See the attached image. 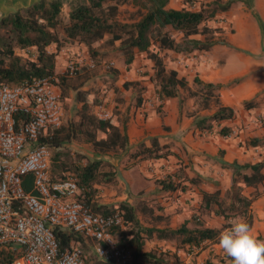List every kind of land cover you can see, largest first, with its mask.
Wrapping results in <instances>:
<instances>
[{
  "label": "trees",
  "instance_id": "16d2710c",
  "mask_svg": "<svg viewBox=\"0 0 264 264\" xmlns=\"http://www.w3.org/2000/svg\"><path fill=\"white\" fill-rule=\"evenodd\" d=\"M129 1L137 6L134 16L130 21L121 22L117 18L118 7ZM195 1L181 0L186 6L172 8L167 6L169 0H37L25 8L13 10L0 18V83L13 86L40 76H49L54 82L55 55L60 46L75 44L84 47L91 55H96L93 43L107 35L110 44L118 43L116 51L124 66L131 65L136 53L145 55L151 63L154 91L159 101L177 98L181 106L186 98L191 97L197 105L194 109H186V115L192 117V128L201 133L215 132L220 136H228L232 129L221 125V122L231 120L234 113L231 107L223 105L219 100L221 85L203 82L194 76L193 89H190L183 77H178L174 69L165 66L163 57L166 51L177 55L208 51L218 43L214 34L220 32L221 28L211 27L206 25V22L217 13L227 11L234 2L243 0H210L206 3L199 2L198 7L192 9ZM64 6L67 8L66 16L62 12ZM172 33H177L178 38L175 39ZM195 35H202V38H196ZM49 46H53L54 51H47ZM15 49L29 50L33 57L28 55L22 58L15 53ZM117 71L113 70V75ZM132 83L124 82L123 87ZM183 90L187 92L186 96L181 95ZM76 100L81 101L76 110L77 119L69 121L65 126L61 124L56 128L43 129L36 143L53 149L49 172L52 179L70 174L76 180L77 197L93 212L100 215L114 210L121 212L124 227L119 229L117 234L119 242L131 255L127 264H179L175 254L166 256L165 253L143 250L145 239L173 241L175 248L186 246L187 251L201 248L205 243L217 242L218 232L225 226L208 227L197 215L189 220L190 227L186 222L174 228L143 226L135 216L133 207L127 202L120 201L110 205L93 202L94 184L113 176L110 172L102 170L103 167H112V164L100 157L87 158L85 162H80L79 159L71 161L68 153L60 152L62 145L78 139L89 143L97 153L103 154L123 150L128 145V138L124 119L117 111H113L106 119H99L93 108L99 105L97 98L87 100L78 92ZM140 100L138 95L135 104L139 105ZM242 106L245 109L255 107L256 101H243ZM202 109L211 112L199 114ZM147 140L148 144L139 141L136 149L130 152V157L150 160L165 158L169 154L162 152V145L156 137L151 136ZM246 142L250 146H256L264 143V138H249ZM225 165L233 171L230 184L231 201L228 207L234 215L241 216L250 225L249 207L255 195H244L241 190L246 187L255 188L263 181L264 157L253 163L238 164L233 161ZM21 181L24 190L30 191V174L24 175ZM155 181L160 189L176 196L185 190L184 181L194 184L200 179L175 170ZM218 193V190L200 191L199 206L211 209L214 214L225 218ZM52 232L61 249L68 247L70 243L81 246L84 242L86 244V238L64 227L52 226ZM3 248L5 246L0 247V264L18 256V248L17 252ZM92 263L94 260L84 262Z\"/></svg>",
  "mask_w": 264,
  "mask_h": 264
},
{
  "label": "rangeland",
  "instance_id": "374dc122",
  "mask_svg": "<svg viewBox=\"0 0 264 264\" xmlns=\"http://www.w3.org/2000/svg\"><path fill=\"white\" fill-rule=\"evenodd\" d=\"M208 1L210 0H196L191 8L196 9L199 2L206 3ZM250 1L243 0L234 2L227 11L217 13L212 19L208 20L206 25L211 27L219 26L221 28L220 32L214 34V38L218 43H225L229 37L235 35L239 28H242L237 33V36L233 38V41L245 43L249 51L241 50L240 52L254 61L256 65L255 77L262 80L264 79V24L251 9L249 5ZM167 6L179 8L186 6V4L181 3V0H169ZM136 8L137 6L132 5L130 1L129 3L119 5L117 13L118 20L121 22L130 21L134 16V10ZM140 11L142 10L140 9ZM257 35L259 38L258 49H256ZM172 36L177 39L179 35L172 33ZM194 37L202 38V35H195ZM107 38V35H105L100 41L93 43L92 47L96 49V55H91L84 47H78V53L75 58L80 63H78V68L74 73L67 74L65 72V66L60 71H55L54 69V73L56 74L54 83L59 88L63 109L61 124H64V126L69 121H75L77 119L76 110L81 104V101L76 100V94L78 92L87 100L97 98L99 105L107 109L109 114L113 111L121 113V109H116L118 103H121V107H125L127 111V109L136 103L138 95L141 97L139 105L148 103L154 108L157 106V102L155 101V96L157 95L154 91V76L151 63L145 58L143 53H136L131 65L124 66L116 51L118 43L114 42L110 44ZM15 53L22 58H26L28 55L30 58L33 57L31 51L26 49H15ZM179 56L180 54L177 55L166 51L163 57L165 66L171 69L174 62L179 60ZM88 62H92L94 64L93 67H89L87 65ZM239 66L238 60L231 56L225 67L228 69H236ZM59 67H61V64ZM115 69L118 71L113 75V70ZM124 82L133 83L132 85L123 87ZM108 89L113 90L112 92L114 94L107 95ZM262 93H264V90L259 92L257 96ZM181 95L186 96L187 92L183 90ZM93 108L95 112V107L93 106ZM184 112L187 113L188 111L185 110ZM158 115L161 116L160 113ZM254 118L255 121H258V125L264 126V111H259L254 114ZM178 123L180 124V122ZM170 130L169 128L168 131ZM184 130V134H187L185 140H182L180 136L176 137V135H172V137H168L170 135H167L166 137L168 138H162V140L158 141L162 145V152H169L166 160L169 158H172V160L180 159V162L175 161L178 164L176 167L171 162L167 163L165 161L164 163L155 165L151 163V160H140L130 157L129 154L136 149L137 143L135 145H127L123 150L108 151L99 154L92 149L89 143L75 139L64 143L60 152L68 153L71 161L79 159L80 162H85L87 158L100 157L105 159L104 156L111 157L113 159L112 167H103L102 170L110 172L113 176L108 180H101L94 184L95 192L92 200L97 204L106 205L120 201L127 202L133 207L135 216L143 226L174 228L186 222V225L190 227L189 220L194 215H197L208 227L219 228L221 225L228 227L233 219L241 217L234 215L233 211L228 207L231 201V176L226 175L222 178L225 179L226 183L224 182V184L228 183V187H224L225 185L222 184L220 185L225 191L218 190V198L221 207L224 208L225 218L214 214L211 209H203L199 206L200 198L196 190L203 191L198 187L199 183L190 184L187 181L183 182L185 190L176 196L168 194V192L163 191L156 185L155 180L162 178L165 174L172 173L173 170H179V172L182 171L190 175V169L185 170V168L190 166L189 163H194L193 158L198 155L201 156L202 160L208 161L210 165L216 162L215 159H218L217 157L220 155L219 150L212 158L206 153L192 152L187 154L188 151H186L183 143H180V146L178 145L177 151L170 150L171 145L173 146L174 143L181 141L194 143L200 137L197 134L188 135V127ZM236 135H238L237 132ZM49 152L51 157L53 149L49 148ZM201 159L196 161L197 165L201 164ZM184 160H187L188 163L184 164ZM118 167L124 170L125 177L121 176V170ZM208 171H212L210 166L208 167ZM49 172H51L50 158ZM191 176L199 179L195 171L192 172ZM127 178L128 182L126 180ZM204 178H206V183L211 184L212 182L210 181H214L211 176ZM152 184L154 187H152ZM242 192L244 195H255L249 207L251 214L250 227L252 234L256 238L264 240V180L256 185L255 188H243L241 190ZM155 216H161V218L156 219ZM73 245L80 249L83 262L86 260L87 262L93 260L95 262L97 260L89 239L82 246L80 244ZM186 248V246L183 248H175L173 241H159L154 238L145 239L142 247L143 250L165 253L166 256L175 254L179 259V264H229V257L219 249L217 242L211 244L205 243L201 248L190 249L189 251ZM3 249L17 252V248L14 246Z\"/></svg>",
  "mask_w": 264,
  "mask_h": 264
},
{
  "label": "built area",
  "instance_id": "2783aa9c",
  "mask_svg": "<svg viewBox=\"0 0 264 264\" xmlns=\"http://www.w3.org/2000/svg\"><path fill=\"white\" fill-rule=\"evenodd\" d=\"M78 63L76 58L67 60L65 72L74 73ZM94 114L99 119L110 116L101 105ZM62 116L59 88L51 77L13 86L0 83V247L19 250L4 264H84L72 243L59 247L52 226L89 239L97 257L92 264H127L131 255L117 234L124 227L121 212H93L77 197L72 175H49V147L36 140L43 129L60 126ZM26 174L32 180L30 191L21 183Z\"/></svg>",
  "mask_w": 264,
  "mask_h": 264
},
{
  "label": "crops",
  "instance_id": "0c3cea01",
  "mask_svg": "<svg viewBox=\"0 0 264 264\" xmlns=\"http://www.w3.org/2000/svg\"><path fill=\"white\" fill-rule=\"evenodd\" d=\"M35 1L37 0H0V18L13 10L25 8ZM249 5L264 24V0H251ZM62 11L63 15L66 16L67 8L65 6ZM241 29L242 28H239L235 35L229 37L225 43H216L208 51H194L180 55L179 60L175 61L171 68L177 72L178 77L184 78L186 86L190 89H193L192 79L194 76L203 82L221 85L219 100L223 105L231 107L234 113V117L231 120H224L221 122V125L229 126L232 129L230 135L220 136L215 132L201 133L193 129L191 125L192 117L187 116L184 112L186 109L191 110L197 106L193 103L191 97L186 98L181 106H179V99L172 98L157 102L156 108L148 103L140 104L139 106L134 104L131 108L127 109V111L125 107H121V103H118L116 107V109H121V113L118 115L124 119L128 145H135L139 141H143L147 144V138L151 136L156 137L158 141L162 140V138L172 137V135H176V137L180 136L182 140H185L187 134H184V129L188 127V135L197 134L200 137L194 143L188 141L174 143L173 146L171 145L170 150L177 151L178 145L180 146V143H183L186 151H188L187 154L192 152L201 154L206 153L211 156V158L216 155L219 150L220 155L217 157L218 159H215L217 163L215 162L210 165L208 161L202 160L201 156L198 155L193 158L194 163H189L190 166L185 168V170L190 169L189 172H191V174L193 171L196 172L197 177L200 179L198 187L205 192H212L215 190L225 191L221 188V184L225 185L224 187H228V183L224 184L225 179L222 178L226 175L231 176L232 169L230 167H223L226 166L225 164L233 161L238 164L253 163L264 157V143L250 146L246 142L249 138H264V126L258 125V121H255L254 118V114L259 111H264V93L257 96L259 92L264 90V79L259 80L255 77L256 65L254 61L240 52L241 50L249 51L245 43L233 41V38L237 36V33ZM256 40V49H258V35ZM77 47L78 46L74 44L60 46L58 48L55 55V71L62 70L67 60L75 58V54L78 53ZM47 51H54V47L49 46ZM231 56L236 58L239 62L240 66L236 69H228L225 67ZM60 64L61 67H59ZM112 91L113 90L108 89L107 95L110 96V94H114ZM251 99L256 101V106L249 109L243 108L242 102ZM97 107L98 106H95V110ZM105 110L108 111L107 109ZM210 112L211 110L202 109L198 113L207 114ZM158 113H160L161 116H159ZM178 122H180V124ZM168 127L171 129L170 131H168ZM183 127L185 128L182 130ZM236 132L238 135H236ZM182 134H184L183 137H181ZM167 135L170 136L166 137ZM167 157L168 155L165 158L150 160L151 163L155 165L164 163L165 161L167 163L171 162L174 167L178 165L175 161L180 162V159L172 160V158H169L166 160ZM104 158L113 164V159L111 157L104 156ZM199 159H201V164L197 165L196 161H199ZM183 163L187 164L188 162L184 160ZM209 166L212 171H208ZM118 169L121 170V176L125 177L124 170L120 167H118ZM191 174L186 175L191 176ZM206 176H211L214 181H210L212 182L211 184L206 183V178H204ZM126 180L128 182V178ZM152 187H154V185ZM196 191L200 198V190Z\"/></svg>",
  "mask_w": 264,
  "mask_h": 264
},
{
  "label": "clouds",
  "instance_id": "9594fccd",
  "mask_svg": "<svg viewBox=\"0 0 264 264\" xmlns=\"http://www.w3.org/2000/svg\"><path fill=\"white\" fill-rule=\"evenodd\" d=\"M218 247L231 258V264H264V240L252 234L249 223L242 217L230 222L216 237Z\"/></svg>",
  "mask_w": 264,
  "mask_h": 264
}]
</instances>
